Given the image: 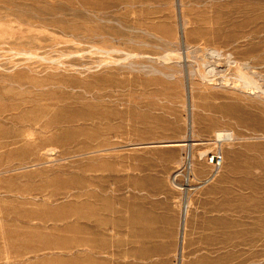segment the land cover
Masks as SVG:
<instances>
[{"label":"rangeland","instance_id":"1","mask_svg":"<svg viewBox=\"0 0 264 264\" xmlns=\"http://www.w3.org/2000/svg\"><path fill=\"white\" fill-rule=\"evenodd\" d=\"M0 264H264V0H0Z\"/></svg>","mask_w":264,"mask_h":264},{"label":"bare ground","instance_id":"2","mask_svg":"<svg viewBox=\"0 0 264 264\" xmlns=\"http://www.w3.org/2000/svg\"><path fill=\"white\" fill-rule=\"evenodd\" d=\"M218 55H220L218 53V51L214 50L212 57H216ZM229 62L232 63L233 61L232 62L229 61ZM234 62L238 64V66H236L237 67L236 68V74L245 82V84H246L245 86L248 87V89H250V90L260 89V87L258 86L257 81L255 79L256 75L254 76L251 74V72H248V69L252 68V66H250L249 63H238L237 60H234ZM213 63H214V61H213ZM217 70H218V66L216 67L215 65L211 64L209 66L208 73L214 75ZM205 77H207V76H204V78ZM254 92L255 91H252L251 93H254ZM76 98L73 99V101H71V103H67L68 101H65V102L61 101V102H57L54 104L47 103L40 108H34L38 112V114L36 116L32 115L31 117H29V119L32 118V121H34L35 123H38V124H40V122H42V128L45 131L51 132L52 130H55V128L56 129L58 128V129L63 130V135H64V134H68V131L65 130V128H67V126L75 125L78 127H84L86 124H88V122H94L95 118L96 119L100 118V116L97 117V116H94L93 114L86 113L85 111H83L82 108L84 106L78 105L79 104V102H78L79 98L78 97H76ZM73 102L76 103V106L73 104ZM32 108L33 107H31L30 109H32ZM69 110H71V112H72V110L75 111V114L73 113L71 115V114L67 113ZM66 115H71V116H66ZM57 132H58V130H57ZM217 140L219 142L233 141V140H235V136L232 132L220 131L217 134Z\"/></svg>","mask_w":264,"mask_h":264},{"label":"built area","instance_id":"3","mask_svg":"<svg viewBox=\"0 0 264 264\" xmlns=\"http://www.w3.org/2000/svg\"><path fill=\"white\" fill-rule=\"evenodd\" d=\"M223 160V156L222 155H219V154H214L213 156H212V158H211V162L214 164V165H216V167L217 166H219L220 165V163H221V161Z\"/></svg>","mask_w":264,"mask_h":264}]
</instances>
